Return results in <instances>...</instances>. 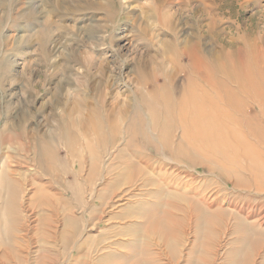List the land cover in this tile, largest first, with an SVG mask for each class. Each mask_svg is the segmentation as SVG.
Wrapping results in <instances>:
<instances>
[{"label":"rangeland","instance_id":"rangeland-1","mask_svg":"<svg viewBox=\"0 0 264 264\" xmlns=\"http://www.w3.org/2000/svg\"><path fill=\"white\" fill-rule=\"evenodd\" d=\"M185 1L0 0V145L7 156V180L20 194L22 209L11 250L0 258L4 264H264V188H258L264 185V96L258 104L261 111L257 104L251 111L242 104L235 114L255 116L248 120L253 134L248 142L255 152L246 156L242 151L244 157L219 163L233 167L239 188L233 187V178L228 183L208 172L207 165H165L151 151L153 161L140 167L172 194L167 201L162 196L156 200V195L131 198L132 192L140 194V172L119 184L114 183L117 170L108 174L102 165L89 176L76 133L80 122H62L68 126L73 155L58 141L60 117L67 107L84 109V104L98 103L106 94L109 102L115 94L125 101L126 94L117 88L129 87L137 68L143 73L152 68L173 74L180 70L171 83L159 75L156 83L147 84L152 92L163 85L169 90L182 87L190 60L178 49L170 51V44L180 48L198 31L205 51L213 46L227 52L240 46L235 42L239 36L264 35V0ZM207 4L217 20L212 36ZM219 59L233 75L240 68L237 56ZM101 61L108 63L104 73L97 71ZM5 129L14 137L26 132L30 144V136L51 138L55 155L49 154L47 164L41 161L56 172L40 173L34 151L21 147L22 138L9 140ZM88 139L93 150V138ZM79 159L83 165H78ZM118 166L124 165L114 168ZM150 187L151 194L159 191ZM194 195L201 199L207 218L195 213L189 200ZM156 214L161 223H149L148 216ZM197 216L202 218L195 223Z\"/></svg>","mask_w":264,"mask_h":264},{"label":"bare ground","instance_id":"bare-ground-1","mask_svg":"<svg viewBox=\"0 0 264 264\" xmlns=\"http://www.w3.org/2000/svg\"><path fill=\"white\" fill-rule=\"evenodd\" d=\"M201 1L207 2L206 0ZM187 2L188 0L185 1V4ZM204 9L207 12L205 13L206 16L212 15L208 23V31L212 36L217 25V20L211 13L214 9L208 4L207 6L204 5ZM234 41L235 39L232 38L229 44L234 43ZM235 42H239L240 46L237 45L227 52L223 49L217 51L213 46L205 51L204 45L201 44V36L196 31L195 36L180 48L170 44V51L178 49L179 55H184L190 60V68L187 69L189 72L183 76L185 84L182 87L169 90L163 85L162 87H155L156 93L152 92L147 84L156 83L159 75L171 83L178 76L180 70L173 74L164 68H152L150 72L143 73L137 68L135 79L128 83L130 88L125 84L121 85L120 89L117 88L120 93L126 94L125 101L122 100L121 102L115 94L114 96L111 95L113 98L109 97L112 98V102H109L105 100L107 94H104L105 96H102L98 103H90V101L84 104V109L76 107L73 103L72 106L67 107L60 117V127L57 131L60 132L61 136L58 141L65 146L70 155H73L71 138L67 139L68 136H66L68 126L62 122L64 118L68 120V124L74 120L80 122L82 125L76 133L78 132L82 141V148L84 147L85 155L83 154L82 157H84L87 166L89 165V176H92V173H95L102 165L105 173L110 174L117 170L114 183L119 184L123 181L122 179H126V182L132 180V177L140 172V177L143 178L138 190L140 194H136V191L132 192V194H128L132 195L131 198H136L138 195L140 197L156 195V200H161L162 196L164 201H167L172 194L161 189L155 178L140 167V165H150L149 163L153 161L150 155L151 151L152 155L161 161V164L207 165L208 172L215 173L227 182L230 181L235 170L231 165H219V163H230V161L233 162V157H244L242 151L245 152L246 156H249L256 149L254 145L248 142V137H253L248 120H254L255 116L249 117L246 114L237 118L235 114L242 104L244 105L243 109L254 110L255 104L263 103L261 97L264 96V89H262L264 84V35L255 37L243 35L239 36ZM219 47L222 48V46ZM249 53H251V65L256 67L252 72L246 71V67H251L249 65ZM252 54L255 55L254 61ZM221 55L239 58L237 67L240 68L234 70V75L232 69L222 68L219 59ZM102 61L97 68L99 73H104V70L107 69V61L106 64ZM240 69L245 72H241ZM222 76L225 78L223 79ZM187 85L190 88H186ZM104 92L106 91L104 90ZM238 94L247 99V104H244ZM258 108L260 111L262 110L259 105ZM3 132L11 135L8 129L3 130ZM27 135L23 131L17 132L15 137L13 134L9 140L13 139L16 142L17 139L22 138L24 143L22 142L21 147L27 151L32 149L38 157L35 162L39 172L54 174L56 170L52 165H44V163L49 162L47 158L50 153L52 156L55 155V152L51 150L53 140L51 138L46 140L45 134L42 137L37 136V138L30 136L33 140L30 144ZM73 137H75L74 134H72L74 140ZM88 137L93 138V150L87 145ZM121 138L123 142L119 144ZM36 146H39V152L38 150L35 151ZM1 152L3 149L0 145V196H2L0 200V239L2 241L0 258L6 256L8 250H11L14 233L17 232V226L21 219L19 210L21 206L18 203L20 199L17 196L20 194L16 193L11 182L7 180L5 171L7 156H3ZM41 159L45 162L43 163ZM78 165H83L80 159ZM114 165L124 166L114 168ZM7 173L10 172L7 170ZM63 174L65 175L67 172ZM14 179L16 180V178ZM151 184L156 186L159 191L156 190V193L151 194L149 190H154L150 187ZM232 185L234 188H239L238 179L233 178ZM187 186L189 185L187 184ZM258 188L263 190L264 185H259ZM118 193L121 195L124 192L121 190ZM195 198H197L195 195L194 199L189 198L193 202L195 213L197 212V214L207 218L208 212L200 205L201 199ZM120 202L122 201L118 200V203ZM139 202L142 203V200ZM128 203L131 204V202ZM159 216L160 214L148 216L147 220L149 223L153 220L159 224L161 223ZM197 217L195 223L202 218L201 216ZM0 264H4V262L0 260Z\"/></svg>","mask_w":264,"mask_h":264}]
</instances>
